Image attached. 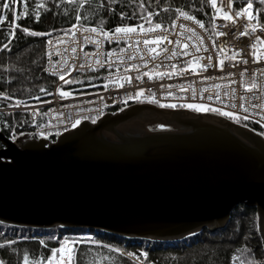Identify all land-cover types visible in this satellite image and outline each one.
<instances>
[{"label": "water", "instance_id": "1", "mask_svg": "<svg viewBox=\"0 0 264 264\" xmlns=\"http://www.w3.org/2000/svg\"><path fill=\"white\" fill-rule=\"evenodd\" d=\"M43 136L0 132V223L177 241L253 207L264 255V138L220 115L132 103ZM28 137V140H24Z\"/></svg>", "mask_w": 264, "mask_h": 264}, {"label": "built area", "instance_id": "2", "mask_svg": "<svg viewBox=\"0 0 264 264\" xmlns=\"http://www.w3.org/2000/svg\"><path fill=\"white\" fill-rule=\"evenodd\" d=\"M214 2L215 8L212 7V0H209L216 11L215 18L211 20L210 32L179 13L174 16L170 25H161L159 30L147 31L155 25L140 24L130 26L137 29L135 32L118 34V38L112 36L114 30L108 31L109 39H104L100 29L92 32V28L78 24L52 32L51 36H46L42 71L56 81L45 100L24 103L8 98L10 104L0 106V112H19L24 116L5 136L13 142L14 135L30 131L34 139L43 136L48 142H52L56 138L53 132L60 133L61 130L78 124L77 121L94 123L98 116L107 112L108 106L151 103L167 108L197 105L210 111L219 110L214 111L219 114L230 112L238 120L257 126L264 137V108L258 107L264 105V75L260 72V69H264V44L255 39L259 36L264 40V30H261L264 23L257 21L256 9H249L248 5L233 11L229 0ZM238 11L242 13L241 18L235 16ZM225 15L231 16L236 23L225 20ZM141 25L144 31L140 30ZM251 28L257 30L252 32ZM244 29L249 30L248 34L239 35ZM219 33L228 35H218ZM157 36H166L167 39L162 43H144L145 40H155ZM50 39L52 44L47 43ZM252 45H256L255 49ZM151 49H155V52L150 51ZM253 51L256 52L255 57L251 55ZM174 52L178 54L173 55ZM185 52L188 55H184ZM236 52H239L236 59H226ZM209 56L212 57L211 63ZM194 57L199 60H194ZM257 57L258 63H253ZM244 60L248 63H243ZM188 61L193 63L189 65ZM81 65L84 67H80ZM172 65L176 66L175 70ZM181 69L184 71H180ZM92 72L99 74L98 86L78 92L69 91L59 78L64 75V80H68L74 74ZM253 80L256 88L251 92L244 91ZM120 84L123 86L120 87ZM141 90L143 95L136 98V93ZM60 92L70 94L61 96ZM241 104L248 111L245 112L240 107ZM245 116L248 119H244ZM24 128L28 131L23 130ZM92 238V233L87 232L82 237L73 239L82 241ZM64 239L61 238L60 241ZM59 246L58 244L57 248ZM119 253L137 264H150L131 251L119 250Z\"/></svg>", "mask_w": 264, "mask_h": 264}, {"label": "trees", "instance_id": "3", "mask_svg": "<svg viewBox=\"0 0 264 264\" xmlns=\"http://www.w3.org/2000/svg\"><path fill=\"white\" fill-rule=\"evenodd\" d=\"M2 2L6 0H0V3ZM249 2L257 11V21L264 23V0H229V6L234 11ZM37 4H43L44 7L38 8ZM178 10L194 17L195 22L200 21L206 31H211V20L216 11L211 7L209 0H74L72 3L68 0H16L10 9L0 8V17L5 18L0 22V37L12 31V23L19 25L15 28L18 39L14 40L10 50L4 49L0 44V106L9 105V99L24 103L45 100L56 81L42 71L46 36L25 35L21 28L52 33L71 24L107 31L140 24L168 26L179 13ZM36 12L40 13L39 20L35 17ZM17 15H20L21 19L16 20ZM77 16H80L79 20L76 19ZM68 81L76 82L65 83V87L71 92H78L95 88L100 80L99 74L92 72L74 74ZM42 88L45 91H41ZM5 96L9 99H5ZM122 108L121 105H112L108 106L106 111L113 113ZM23 118V114L19 112H0V132L6 135L10 128ZM225 118L261 135L260 129L253 124ZM83 231L92 233L93 238L82 240L76 246L75 264H137L121 255L119 250L131 251L150 264L264 262L256 230L255 210L253 207L242 205H237L231 210L223 228L214 231L204 228L177 241L126 238L84 228L39 229L0 223V244L5 245L0 248V260H3L4 264H24L23 257L27 255L30 264H35V261L48 256L52 248H57L63 235L74 238ZM7 241L12 243L7 244ZM40 241L45 244H40ZM142 253L146 254V258Z\"/></svg>", "mask_w": 264, "mask_h": 264}, {"label": "snow or ice", "instance_id": "4", "mask_svg": "<svg viewBox=\"0 0 264 264\" xmlns=\"http://www.w3.org/2000/svg\"><path fill=\"white\" fill-rule=\"evenodd\" d=\"M16 0H6V2H2L0 3V8H3L5 10H8L11 8L12 4L15 3ZM69 3H72L74 2V0H68ZM83 6V5H81ZM27 7V6H26ZM36 7L38 8H43L44 5L43 4H37ZM141 7H143V5H141ZM212 7L215 8L216 7V4L214 2V0H212ZM253 7L252 3L249 2L248 3V8L251 9ZM179 11V10H178ZM179 15L184 17L185 19H189V20H193L194 17L192 16H189L187 13L183 12V11H179ZM235 16L237 18H241L242 17V13L241 12H236L235 13ZM35 17L37 20H39L40 18V13L39 12H36L35 13ZM86 18V17H85ZM215 18V17H214ZM3 19H5L4 17H0V22L3 21ZM16 20H19L21 19V16L20 15H17L15 17ZM77 20L80 19V16H77L76 17ZM224 19L225 20H228L230 21L231 23L235 24L236 21L231 17V16H228V15H225L224 16ZM249 20H251V14H249ZM150 23V21H149ZM196 23L199 25V27L203 28L204 27V24L203 23H200V21H196ZM16 27H19V25H15L13 24L12 26V31L10 32H6L2 37H0V44H2V47L4 49H8L10 50V47L13 45V42L14 40L18 39L17 36H16V32H15V28ZM181 27H183V25H181ZM140 30L141 31H144L143 29V26H139ZM161 29V25L160 24H156L154 26V28H149L147 31H156V30H159ZM137 29L134 28V27H116L114 32L112 33V36L114 37H117L118 38V34H124V35H128L129 33H133L135 32ZM252 32H255L257 29L256 28H251L250 29ZM261 30H264V25H261ZM21 31L25 34V35H29V36H51V32H37V31H31L29 30L28 28H21ZM70 31V29H69ZM92 32H96L97 29L96 28H92L91 29ZM166 31V30H165ZM248 29H244L242 31H240L238 34L239 35H247L248 34ZM100 33L101 35L104 37V39H109L110 37V33L108 31H104L103 29L100 30ZM218 35H228V33H219ZM167 37L166 36H157L155 38V40L153 41H148V40H145L144 43L147 45L149 43H162L164 40H166ZM256 41L260 44H264V40H261L259 36H257L256 38ZM6 41V42H4ZM48 44H52L53 41L50 39L47 41ZM215 47V45H214ZM253 49H255L256 45H252ZM199 50V49H197ZM221 51H224L223 48L220 49ZM150 51L152 52H155V49H151ZM73 52H75V49H73ZM178 53H173V55H177ZM184 55H188L187 52L184 53ZM239 55V52H236L234 53L231 57H226V59H236V57ZM251 55H253L254 57L256 56V52L253 51L251 53ZM194 60H199L198 57H194L193 58ZM208 60L209 62L211 63V60H212V57L209 56L208 57ZM259 61V57H257V59L253 60V63H258ZM243 63L247 64L248 61L247 60H244L242 61ZM49 63L51 64V60H49ZM97 63H99V61H97ZM193 63V61H188V64L191 65ZM221 65L223 64V61L220 62ZM53 67H55L53 65ZM80 67H84V65H81ZM206 67V66H205ZM172 68L175 70L176 66L175 65H172ZM180 71H184V69H181ZM260 72L262 75H264V69H260ZM55 74V73H53ZM144 75H148V73H144ZM229 75H231L229 73ZM241 75L243 76V72L241 73ZM60 80L64 81V83H74L76 81H68V80H64V75H60ZM140 77L138 76L137 79H139ZM151 78V77H150ZM127 79V78H125ZM120 87H122L123 85L120 84L119 85ZM256 82L253 80L250 82V87H246L244 89V91L246 92H251L253 89L256 88ZM41 91H45V89H41ZM150 91V90H149ZM70 93H65V92H60V95L61 96H67L69 95ZM143 95V90L141 91H138L136 93V98H139L140 96ZM5 99H8L9 97L5 96L4 97ZM129 98H132L131 96ZM244 97L242 96L241 97V100H243ZM164 105H161V107H163ZM171 107H175V105H170ZM187 107H190V108H195V110L197 111H200V110H209V109H202L201 106H197V105H187ZM240 107L246 112L248 111L247 108L244 107L243 104L240 105ZM258 107H261V108H264V105H258ZM213 111H219V110H216V109H211ZM220 114L222 115H226V116H229V117H233V118H236L238 119V117H234L233 113H230V112H221ZM244 119H248L247 116L244 117ZM95 122V121H93ZM77 123H79V121H77ZM76 125H73V127H75ZM15 138V137H13ZM81 241L79 240H76V239H73V238H65L64 240L60 241L59 242V247L58 248H52L50 250V254L48 256H45L43 260H38V261H35V264H75V257H76V246L80 243ZM7 244H11L12 241H7L6 242ZM40 244H45L44 241H40ZM5 247V245L3 244H0V248H3ZM129 255H132V254H129ZM143 256H145L146 258V254H141ZM23 262L24 264H30V261H29V257L27 255H25L23 257ZM0 264H4V261L3 260H0ZM262 264H264V262H262Z\"/></svg>", "mask_w": 264, "mask_h": 264}, {"label": "rangeland", "instance_id": "5", "mask_svg": "<svg viewBox=\"0 0 264 264\" xmlns=\"http://www.w3.org/2000/svg\"><path fill=\"white\" fill-rule=\"evenodd\" d=\"M201 108L202 109H205V108H203L202 106H201ZM183 109H194L195 110V108H190V107H184ZM200 111H203V112H206V113H208V111L207 110H200ZM26 133H24V134H22V135H25ZM20 135V134H19ZM24 140H28V137L26 138V139H24ZM87 232L86 231H83V232H81V233H79L77 236H76V238L77 237H82L84 234H86ZM67 236L66 235H63L61 238H66ZM67 238H69V237H67ZM75 238V237H74ZM61 240V239H60ZM60 242V241H59Z\"/></svg>", "mask_w": 264, "mask_h": 264}]
</instances>
